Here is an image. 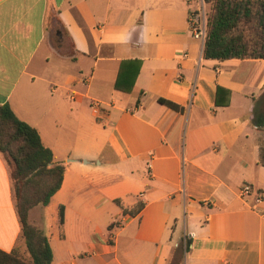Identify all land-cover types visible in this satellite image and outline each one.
<instances>
[{"label": "crops", "instance_id": "obj_1", "mask_svg": "<svg viewBox=\"0 0 264 264\" xmlns=\"http://www.w3.org/2000/svg\"><path fill=\"white\" fill-rule=\"evenodd\" d=\"M196 6L0 0V105L65 166L29 212L53 264H264V59L204 58ZM21 244L0 153V249Z\"/></svg>", "mask_w": 264, "mask_h": 264}, {"label": "trees", "instance_id": "obj_2", "mask_svg": "<svg viewBox=\"0 0 264 264\" xmlns=\"http://www.w3.org/2000/svg\"><path fill=\"white\" fill-rule=\"evenodd\" d=\"M204 2L208 5L204 58L264 59V0ZM115 88H122L119 76ZM160 102L176 111L182 110L170 101L160 99ZM261 150L263 159L264 146ZM0 153L10 171L16 213L29 255L25 258L16 249L11 252L0 249V264H53L48 237L30 223L29 212L35 206L49 204L62 185L65 166L54 161L52 150L42 143L38 131L19 119L7 103L0 105ZM60 222H63L62 209Z\"/></svg>", "mask_w": 264, "mask_h": 264}, {"label": "built area", "instance_id": "obj_3", "mask_svg": "<svg viewBox=\"0 0 264 264\" xmlns=\"http://www.w3.org/2000/svg\"><path fill=\"white\" fill-rule=\"evenodd\" d=\"M196 1V8H192L189 13V29L192 33V36L199 40L202 44L205 42L206 38V21L203 18L202 14V4H204L203 0H190V2ZM85 81V80H84ZM72 100H75V96H71ZM93 107L96 111L99 110V103L94 101ZM250 190L249 186H245L243 188V192L248 193Z\"/></svg>", "mask_w": 264, "mask_h": 264}, {"label": "rangeland", "instance_id": "obj_4", "mask_svg": "<svg viewBox=\"0 0 264 264\" xmlns=\"http://www.w3.org/2000/svg\"><path fill=\"white\" fill-rule=\"evenodd\" d=\"M203 2H204V0H203ZM201 9H202L203 18H205V21L207 23L208 5L204 2V4H202V8ZM64 45L62 46V45H59L58 44L57 47L58 48H62L63 47V51L65 52L67 45L66 44H64ZM109 153L110 152H108L107 154H109ZM97 165L98 164L95 161H91L88 164V166L90 168H96ZM42 209H43V206L42 205H38L37 208L31 213V218L33 219L34 217H36L37 215H39V213H40V211H42ZM31 218L29 219L30 223H31ZM37 218L39 219L38 216H37ZM32 224H34L35 226L39 227L36 223H32ZM23 243H24V240H23ZM16 250H17L18 254H20L21 256H23L25 258H28L29 257L25 243L19 245L18 247H16Z\"/></svg>", "mask_w": 264, "mask_h": 264}]
</instances>
